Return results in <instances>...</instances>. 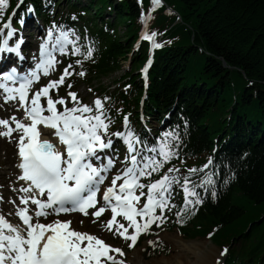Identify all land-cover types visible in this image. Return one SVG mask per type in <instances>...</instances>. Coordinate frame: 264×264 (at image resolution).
<instances>
[{
  "label": "snow or ice",
  "instance_id": "snow-or-ice-1",
  "mask_svg": "<svg viewBox=\"0 0 264 264\" xmlns=\"http://www.w3.org/2000/svg\"><path fill=\"white\" fill-rule=\"evenodd\" d=\"M23 2L20 0V4ZM160 2L151 0V5L155 8ZM6 5L7 0H0V10ZM19 23L23 27L24 19ZM4 28L8 31L7 36L0 39V65L12 59L5 53L15 54L18 63L0 71V92L3 93L0 107L15 106L11 116L0 118V137L17 145L19 163L16 167L20 173L16 180L22 183L18 188L12 187V191L18 193L19 203L16 199L9 201L15 206L14 214L20 223L13 225L0 214V264H125L120 247L106 243L96 234L76 229L71 218L61 217L79 213L102 231L130 241L128 246L132 248L141 234L150 233L153 225L159 228L164 224L166 212L176 209L177 223H183V217L204 202L197 188L210 191L213 199L217 197L213 179L216 173L205 172L213 166L212 157L201 168L186 169L183 177L181 170L174 166L163 171L166 164L179 158L182 140L178 131L163 132L149 146L132 127L131 114L123 116L119 130H109L114 124L111 110L105 106L109 97H97L92 104H85L71 90V83L67 84V94L59 95L67 78L74 74L86 75L83 62L94 59L95 48L91 41L80 44L75 30H65L63 25L53 22L39 45L34 67L21 72L26 59L21 52L25 42L23 33L10 46L9 42L16 36L11 19ZM54 33L58 35L53 42ZM0 36H3L2 31ZM156 36V32L145 33L143 39L151 41L153 48H160L162 45L156 42ZM57 51L61 55L80 57L75 65H79L81 71L76 73L74 64L69 63L59 79L49 80L33 91V85L42 76H49L56 65L62 63L56 60ZM150 64L151 61L141 72L146 74ZM52 92L56 93L55 97ZM21 110L24 115L17 118L15 113ZM41 126L54 130L51 135L58 143L43 139ZM117 141L125 146L123 159L119 157V149L114 147ZM110 173V183L105 186ZM198 173H205L199 183L191 179ZM154 175L159 178L153 179ZM177 186L183 193L182 206L172 203ZM106 211H110V218L101 224L100 217ZM148 243L155 246L157 242L149 240ZM227 251L225 248L220 256ZM217 264H220L219 259Z\"/></svg>",
  "mask_w": 264,
  "mask_h": 264
},
{
  "label": "trees",
  "instance_id": "trees-1",
  "mask_svg": "<svg viewBox=\"0 0 264 264\" xmlns=\"http://www.w3.org/2000/svg\"><path fill=\"white\" fill-rule=\"evenodd\" d=\"M31 1L40 5V0ZM165 2L177 16H167L162 9L151 21V29L159 34L167 31L155 56L145 109L161 118L169 114V119L179 113L187 120L183 152L188 156L209 153L218 139V158L235 174L229 188L197 212L198 230L186 232L196 237L217 228L212 236L216 245L240 239L227 264H264V0ZM87 4L96 8L95 14L75 6L71 11L79 16L82 11L90 34L101 41L89 72H114L131 50L139 8L135 0H87ZM148 5L144 0V7ZM107 7L116 16L115 24L97 22ZM178 17L181 22L173 26ZM120 25L126 29L122 37L116 31ZM145 56L144 44L133 65ZM126 95L121 94V100ZM139 95L140 88L130 92L133 100L122 106L123 112L136 108Z\"/></svg>",
  "mask_w": 264,
  "mask_h": 264
},
{
  "label": "bare ground",
  "instance_id": "bare-ground-1",
  "mask_svg": "<svg viewBox=\"0 0 264 264\" xmlns=\"http://www.w3.org/2000/svg\"><path fill=\"white\" fill-rule=\"evenodd\" d=\"M34 22L29 23V27ZM36 24V23H35ZM34 24V25H35ZM1 142V141H0ZM12 158V157H11ZM8 156L9 164L11 165L12 159ZM7 160V159H6ZM9 169H11L9 167ZM13 172V169H11ZM72 219V218H71ZM73 226L81 230H89L90 226L88 219H72ZM84 223L81 224L80 221ZM81 225L82 227H80ZM168 244H171V253L168 256H161L160 258L153 259L151 264H213L216 260V248L212 249L207 247V243L204 241H183L179 237L169 238L167 235L163 237ZM130 264H144L142 256L138 250H136L129 258Z\"/></svg>",
  "mask_w": 264,
  "mask_h": 264
},
{
  "label": "rangeland",
  "instance_id": "rangeland-1",
  "mask_svg": "<svg viewBox=\"0 0 264 264\" xmlns=\"http://www.w3.org/2000/svg\"><path fill=\"white\" fill-rule=\"evenodd\" d=\"M66 6V3L64 2L63 3V5H62V8H64ZM121 31H122V33L124 32V26L123 25H121ZM116 78H118V77H115V79ZM114 79L113 78H109V79H105L104 81H103V85H104V87H109V86H112V84H111V82L113 81ZM78 94H80L82 97V99L86 102V103H88V102H90V101H92L93 100V98H94V95H91V94H89L88 92H86V90L82 87V86H80L79 88H78ZM80 97V96H79ZM83 97H85V98H83ZM3 143L2 144H0V171H1V168H8L7 166H9V165H7L6 163H7V158H8V156H10L11 157V155H13V147H11V146H9L8 144H6V142H4V141H2ZM13 157V156H12ZM7 165V166H6ZM4 173H5V176H4V178L7 176V175H9L10 174V171L9 170H4L3 171ZM0 177H1V174H0ZM2 178V177H1ZM4 178H3V180H2V182L5 184L6 182L8 183V182H10V181H6V180H4ZM2 188L4 189V191H5V193H6V196H8V194L10 193V191H11V189L9 188V187H6V186H2ZM162 233H164V232H162ZM162 233H156L155 235H154V237L152 238V239H150V240H152V241H156L157 243L155 244V247H154V249L157 247V246H159L161 249H160V251L159 252H156V251H153V250H148V246H147V243L148 242H146V243H143L141 246H139L138 248H136L140 253H141V255H142V260H143V262H144V264H151L152 263V261H153V259H157V258H160L161 256H168L170 253H171V248H172V246H171V244H165L162 240H161V238H160V236H161V234ZM171 234H175L174 232H172ZM111 237V236H110ZM199 241H203L204 242V240H200L199 239ZM206 243H207V247L208 248H210V249H212V247H211V243L210 242H207V241H205ZM216 248V247H215ZM216 253L218 254V255H220V253H219V249H217L216 248ZM131 254V253H130ZM130 254H127L126 255V258L128 259V257L130 256ZM218 257V256H217ZM218 259V258H217ZM219 260H220V258H219ZM127 263H128V261H127Z\"/></svg>",
  "mask_w": 264,
  "mask_h": 264
}]
</instances>
